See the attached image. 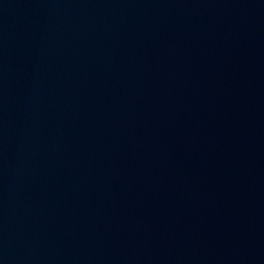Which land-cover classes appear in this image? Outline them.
Masks as SVG:
<instances>
[{"label": "water", "instance_id": "1", "mask_svg": "<svg viewBox=\"0 0 264 264\" xmlns=\"http://www.w3.org/2000/svg\"><path fill=\"white\" fill-rule=\"evenodd\" d=\"M0 264H264V0H0Z\"/></svg>", "mask_w": 264, "mask_h": 264}]
</instances>
